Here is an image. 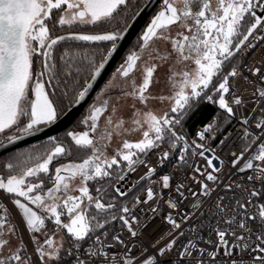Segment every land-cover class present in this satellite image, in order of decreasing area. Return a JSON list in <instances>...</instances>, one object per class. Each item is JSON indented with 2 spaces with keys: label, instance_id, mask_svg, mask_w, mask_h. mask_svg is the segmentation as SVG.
Returning <instances> with one entry per match:
<instances>
[{
  "label": "snow or ice",
  "instance_id": "6c2138e0",
  "mask_svg": "<svg viewBox=\"0 0 264 264\" xmlns=\"http://www.w3.org/2000/svg\"><path fill=\"white\" fill-rule=\"evenodd\" d=\"M158 2L157 10L137 37L138 47L126 54L105 89L101 90L110 94L99 103L94 101L89 105L81 121L87 130L68 132L66 135L71 138V144L49 136L47 141L50 147L41 146L40 151L22 153L14 161L9 158L5 165L8 175H0V197L10 199L22 216L26 230L33 234L31 242L35 243L34 253L37 255L35 264H66V256L74 257L70 264H133L131 257L121 259V256H129L130 249L125 248L123 253L110 252L102 239L110 235L106 230L110 220L117 219L121 221V228L126 226L132 237L138 235L132 228L131 221L137 217L132 215L131 208L105 200L109 195L108 188H114L121 197L126 196L120 187L111 183L113 166H119L123 161L126 162L127 172H134L137 164L145 163L140 159L141 155L146 157L164 144H168L169 149L179 151L181 162L186 163L184 153L187 151L204 158L203 141L215 138L220 121L214 118L196 133L200 143L193 140L190 144L187 134L183 132L185 118L194 103L201 99L218 103L226 111V119L235 116L234 108L224 94H231L229 77L237 75L236 68L223 75L218 83L213 78L241 46L251 45L250 37L264 39V34L256 35L264 29V0H216L215 5L212 0ZM134 7L132 0H0V136L3 141L10 144L55 124L62 113L50 96L66 99L69 92H73L75 104L85 100L93 82L101 76L109 59L118 51V42L129 31L130 20L134 21L140 15L142 9L133 12ZM54 10L59 11V16L50 29L49 21L53 20ZM101 23L112 24V30L101 34L73 31H67L66 35L50 34L57 24L63 29L66 25ZM66 40L103 41L108 42L109 46L99 53L86 51L79 57L66 50L59 57L63 61L60 64L53 59V49L58 42ZM156 41L169 45L170 50L161 52L154 47ZM172 55L176 57L175 64H185V67L177 71L173 65H169L171 94L154 97L148 91L154 73L161 62ZM36 61H39L38 70L33 68ZM189 61L194 67L186 64ZM138 64L141 75L139 84L135 75ZM254 71L258 73L260 69ZM82 73H87V76L83 88L78 90ZM118 77L123 78V84ZM260 80L264 81V76ZM210 93H215L218 101H214ZM256 93L259 95L257 103L264 101V87L257 88ZM128 98L132 99L130 106L134 110V118L130 120L134 127L131 128L125 126L127 122L123 118L113 120L120 101ZM151 99L161 102L169 100L172 103L167 111L157 114L154 110H144ZM137 102L143 108H136ZM232 104L242 108L245 100L234 96ZM105 113H108L107 116ZM249 115H252L255 129L249 131L248 116L241 117L242 136H238L237 140H244V150L239 155L234 154L233 165L251 148L256 139V129H259L264 141V108L252 109ZM102 116L103 127L100 125ZM141 128L144 129L142 138L137 141L124 139L121 147L115 149L116 154L111 157L105 155L114 134L120 136ZM220 143L224 144L225 140ZM74 148L76 152L91 154L78 158V162L69 160L59 164L50 173L49 166L53 160L73 156ZM207 151L214 152V149ZM168 156L169 151H163L160 162ZM254 161L261 163L254 164ZM206 162L213 164L212 159H206ZM245 169L252 170L247 180L255 181L259 187L256 184L236 185L243 195L235 198L234 204L214 202L213 206L220 215L212 228L215 239L210 233L207 240L211 250L197 247L193 244L195 237H192L185 250L179 253L180 257H185L181 264H264V203L259 204L258 211L252 214L248 211L250 207L256 209L254 198L264 200V142L259 143L257 155H250L243 162L240 170ZM120 171L124 174H116L117 183L127 175L123 168ZM196 171L200 169L197 167ZM152 173L153 169L148 168L140 179L150 178ZM41 175L46 176L52 185L46 190ZM217 179L211 171L207 172V180L215 182ZM31 180H36V183ZM161 180L162 187L167 188L170 177L164 175ZM93 181L95 195L90 193L88 187L89 182ZM181 187L183 185L177 187L176 191L183 196ZM225 187L232 188L233 185L226 184ZM203 190L207 196L211 188L203 184ZM72 191H78L79 195H69ZM159 195L151 186L147 187V200ZM115 199L114 195L111 196L112 201ZM143 203L146 201L136 197L133 207ZM168 203L171 208L177 207V202L172 199ZM32 206L47 213V216L39 214ZM64 215H67L69 222L62 221ZM167 219L173 229L180 228L171 215ZM183 219L187 220L188 217L184 216ZM46 220L54 221L57 230H66L69 236L67 246L63 239L55 243L53 236L46 233L42 243L37 239ZM97 230H100L99 234ZM13 236H17V228L9 223L8 210L0 201V264H34L32 254L25 253L26 245L21 238L18 237V246H12ZM113 240L124 244L119 235H114ZM173 244L174 241L160 248V253L171 249ZM154 261V257H149L143 264H154Z\"/></svg>",
  "mask_w": 264,
  "mask_h": 264
},
{
  "label": "built area",
  "instance_id": "2783aa9c",
  "mask_svg": "<svg viewBox=\"0 0 264 264\" xmlns=\"http://www.w3.org/2000/svg\"><path fill=\"white\" fill-rule=\"evenodd\" d=\"M261 34H264V29L256 33V35ZM250 41V46H241L238 52L239 57L244 62L240 66H235L237 75L229 77L231 94H225V99L234 108L235 116L233 118L237 122L235 127L224 138L221 137L219 129L214 139L203 141L205 143L204 158L193 156L191 151H187L184 153L186 163L181 162L179 160V151L169 149L168 144H164L159 149L149 152L146 157L141 155L140 159L144 160L145 163L137 164L134 172H127V168H125L124 171L127 172V175L123 181L116 183V187H120L125 192L138 184H143L136 197H139L142 201H146V203L130 207L132 215L137 217L136 220L131 221L133 230L138 233L136 237L131 236L126 226L124 228L119 227L114 232L107 230L110 232V235L102 237V239L108 246V251L123 253L125 248L130 249L129 256H121V259L131 257L133 258V264H143L149 257L155 258L154 264H181V261L185 257H180L179 253L185 250V246L188 245V241L192 237H195L193 244L197 247H208L211 250V246L207 245V240L210 233L212 234V238L215 239L212 228L215 226L217 218L220 215L213 206L214 202L234 204L235 198L243 195L236 185L249 186L256 184L255 181L249 182L247 180V176L252 174V170L245 169L241 171L240 169L243 167V162L250 155L258 154V145L264 142L262 141L259 129L255 130L256 139L252 143L251 148L237 161L236 165L231 163L234 154L239 155L244 150V140H237L238 136H242L243 120L241 117L248 116L249 131H252L255 129L252 115L256 113L249 115L250 110L264 108V101L257 103L259 95L256 93L257 88L264 87V81L260 80V77L264 76V39L255 40L250 37ZM247 44L248 42H246ZM256 68H259L260 72H255ZM234 96H240L245 100L242 108H238L232 104ZM213 120L214 118L208 123ZM203 127L204 125L196 126L192 136L187 138L190 144L193 140L197 143L201 142L196 133ZM207 135L206 133V137ZM221 140H225V143L221 144ZM207 149H214V152L207 151ZM163 151H169V156L164 158L161 163L160 157ZM206 159H212L213 164L208 165ZM256 163L261 162L254 161V164ZM197 167L200 169L199 172L196 171ZM148 168L153 169V173L150 178L141 180L140 178L144 176ZM209 171L218 177L215 182L207 180V172ZM164 175L170 177L167 188L162 187L161 178ZM203 184H208L211 188L207 196L203 194ZM226 184H232L233 187L226 188ZM180 185H183L180 188L183 196L176 191ZM149 186L153 188L154 192L160 193L159 196H154L152 200H147L146 198V189ZM256 186L259 187V184H256ZM170 199L177 202L176 208L169 206L168 201ZM0 201L9 210L19 232L23 235L27 252L28 254H32L31 259L35 264L37 259V255L34 253L35 245L31 242L30 233L26 230L22 216L7 196L0 197ZM254 203L256 209L254 210L250 207L248 209L250 214L258 211L259 204L264 203V200L254 198ZM194 205L198 206L194 207ZM169 215L180 224L179 229H173L167 219ZM184 216H187L188 219L184 220ZM114 235H119L124 244L121 245L119 242L114 241ZM67 239L69 238L67 237ZM173 241V247L165 249V252L161 254L159 249L164 248L166 244ZM84 247L86 248L87 244ZM66 257V264H70L71 260L74 259V257ZM81 258L84 259L85 257L81 256ZM187 258L191 259V257Z\"/></svg>",
  "mask_w": 264,
  "mask_h": 264
},
{
  "label": "trees",
  "instance_id": "16d2710c",
  "mask_svg": "<svg viewBox=\"0 0 264 264\" xmlns=\"http://www.w3.org/2000/svg\"><path fill=\"white\" fill-rule=\"evenodd\" d=\"M145 2H146V0H132V4L135 5V7L133 8V12H135L136 10H139L140 7ZM158 6H157V8H158ZM157 8L153 11L152 15L157 10ZM121 11H124V9L121 8ZM58 16H59V11L58 10H54L53 20L49 21L50 29L52 28L53 22L55 20H58ZM148 21L146 22V24L148 23ZM121 27H122V25H121ZM112 28H113V25L109 24V23H101V24H98V25H72V26H67L66 25V26H63V29L61 28L60 25L57 24L56 27L54 29H52L50 34L52 36L63 35V34H66L67 31L81 32V33H102L103 31L112 30ZM140 32H141V30L137 33L135 38L132 40V42L130 43L129 47L127 48V51L122 56V58L119 61V63L123 59H125V55L129 51V49H132V47H134V46L138 47L137 37L140 34ZM108 46H109L108 42H90V41H81V40L61 41V42H58V44L53 49V59L55 61H57L58 63L62 64L63 61H60L59 57L61 55H63L66 50L71 55H75V56L79 57V56H82L84 54V52H86V51L88 53H93V52L99 53L100 50L106 49ZM97 59L99 60V55H97ZM243 62H244V60L239 57L238 51L235 52L234 56L229 58V60L224 64L222 72L220 74H217L213 78L214 82L218 83L222 79L223 75H227L229 72H231L233 67L240 66V65L243 64ZM110 75L108 76V78L110 77ZM86 76H87V73H82L81 76L79 77L80 84L78 86V90L83 88V86H84V78ZM107 79H106V81H107ZM210 94L213 95V100L214 101H218L219 97L215 93H210ZM73 95H74L73 92H69V95H68V97L66 99H58L57 96H50V98H52L54 100V102L56 103L58 109L63 114V112H65L74 103ZM195 105L196 106L194 107V109L185 118L184 125H183V132L187 134V138H190L192 136V133H193L194 129L196 128V126L205 125L210 120H212L213 118H215L218 121H220L219 129L221 131V137L222 138H224L230 132V130H232L235 127V125L237 124V122L234 120L233 117H231L229 119H226V115H227L226 111L224 109H221L219 107L218 103H214L213 101H209V100H206V99H201V100H199V102L195 103ZM87 107L79 115V117L75 120V122L66 131H64V132L60 133L59 135L55 136V137H57L58 140H60L61 142L65 143V144H71L72 143L71 138L66 135L68 132H70V131H72V132H81V131H85L86 130V126L83 125L81 123V121H82L83 117L86 114ZM177 131L179 132L180 130L177 129ZM1 142H4L2 136H0V143ZM41 146H49L50 147V145H48L47 139L39 141V142L34 143V144H31L29 146L17 149V150H15V151H13V152H11L9 154H6V155L0 157V175H4V176L8 175V170L6 169L5 165H6V163L9 162V158H12V160L14 161L22 153H26V152H30V151H40V150H42ZM86 155H90V152H84V151L76 152V150L74 148L73 156L66 157V158H57V159L53 160L51 168H50V173L54 172V168L56 166H59V164L67 163V162H69V160H73V161H77L78 162V158H83ZM122 168L123 169L126 168V162L122 161L121 165L113 166V169H112L113 178H112L111 183L115 184V186H116V183H117L116 174L117 173L122 174L123 172L120 171ZM40 179L44 181V190H46L48 187L52 186L46 176L41 175ZM31 182L32 183L36 182V180H31ZM94 185H95L94 181L89 183L91 193L95 194ZM142 186H143V184H138V185L126 190L125 191V193H126L125 197H121V196H119V194L115 193L114 188H108L107 190H108L109 195L105 197V200L107 202H112V203H115V204H118V205L119 204H124V205H126V206H128L130 208L133 205V201L136 198V195L140 191ZM105 187L107 188V184H105ZM113 195L116 197L115 201L111 200V196H113ZM89 211L91 212V209ZM117 211H119V209H117ZM120 214H123V213H120ZM8 216L12 220L14 226L17 228V232L19 234L18 227L15 224V222H14V220H13V218H12L10 212H9V210H8ZM62 218L64 220H66L67 219V215L62 216ZM119 227H121V221H119L118 219L116 221H111L110 220L109 227L106 230L114 232ZM99 233H100V230H97V234H99ZM85 244H87V243H85ZM24 251H25V253H27V248H25ZM66 258L67 257H65V259Z\"/></svg>",
  "mask_w": 264,
  "mask_h": 264
},
{
  "label": "rangeland",
  "instance_id": "374dc122",
  "mask_svg": "<svg viewBox=\"0 0 264 264\" xmlns=\"http://www.w3.org/2000/svg\"><path fill=\"white\" fill-rule=\"evenodd\" d=\"M212 2H213V5H215L216 0H212ZM173 31H175V29H173ZM154 47H158L161 50V52H164L165 50H170V46L169 45H166L162 41H156L154 43ZM135 48L136 47L134 46V47H132V49H129V51L130 50H133ZM238 52H239V50H238ZM125 57H126V55H125ZM175 60H176L175 55H172L171 57H168L166 59V61H162L161 62L160 66L155 71L154 77H153V83L150 85V88L148 90L151 93L152 96L159 97L161 95L167 96V95H170L171 94L170 83L168 81L169 65H173L174 68H175V70H177V71H179L180 69H183L185 67V64H175L174 63ZM123 61H124V59L115 67V69L113 70L112 74L115 72V70L117 69V67L121 63H123ZM186 64L189 67H194V65H192V63L190 61L189 62H186ZM139 69H140V64H138L137 72L135 74L136 75V82H137V84H139L141 82V75H140ZM220 73H218V74H220ZM112 74L107 79V81L102 85V87L99 89V91L96 93V95L94 96V98L91 100L90 104H92L94 101L97 102V103H99L101 100H103L104 98H106L107 95L110 94L107 91L104 92V93H102L101 90L102 89H105V85L111 79ZM118 80L120 81L121 84L124 83L123 78L118 77ZM129 90H130V88H129ZM225 94H224V96H225ZM132 103H133V101H132L131 98H128L126 100L125 99H122L120 101V106H119V109H118L117 113L115 115H113V120H116V119H119V118H123L127 122L126 125H125L126 127H129V128L134 127L130 123V120L132 118H134V116H133V111L134 110L130 106ZM171 103L172 102L169 101V100H164L163 102H161L159 99H151V100L148 101L147 107L144 108V110H154L157 114H162L163 112H165V111H167L169 109ZM89 105L87 107L86 114L88 112ZM196 105L194 103L193 108L191 109V111L194 109V107ZM136 108H143V106L140 103L137 102L136 103ZM107 114L108 113H105V116H107ZM100 125H101V127H103V125H104V116L101 117ZM143 130L144 129H142V128L141 129H136V130L130 131L128 133H123L120 136H116L114 134L113 135V138L109 142L108 148L105 150V155L108 156V157H111L112 155L116 154L115 153V149L121 147L122 142H123L124 139H127L128 141H137V140H139L140 138H142V132H143ZM117 158L118 159H121V161H122V158L121 157L118 156ZM33 183H36V182H33ZM72 186H73V188H75L76 187L75 183H73ZM88 187H89V190H90L89 184H88ZM90 193H91V190H90ZM91 194L92 195H95L94 193H91ZM69 195H79V192L78 191H72V192L69 193ZM34 207H36V206H34ZM38 211H39V213L41 215L47 216V213H45L43 211H40L39 209H38ZM8 219H9V223L11 225H14L9 216H8ZM61 219H62V221L64 223L69 222L68 217H67L66 220H64L63 218H61ZM52 222L53 221L46 220V225H45L44 228L41 229V232L39 234H37V239L42 243L43 242V239L46 238V236H45V233H46L49 236H53V239H54V242L55 243H60L61 240L63 239V241L65 242V246H67V241H68L67 237L69 238V236H68L66 230H64V229L57 230L55 228L54 222L53 223ZM29 233H30V236L33 235L31 232H29ZM18 237L21 238L23 240L24 244L26 245L23 235L20 232H19V234L17 232V236H13L12 246L13 247L18 246ZM34 245H35V243H34Z\"/></svg>",
  "mask_w": 264,
  "mask_h": 264
},
{
  "label": "water",
  "instance_id": "95a60500",
  "mask_svg": "<svg viewBox=\"0 0 264 264\" xmlns=\"http://www.w3.org/2000/svg\"><path fill=\"white\" fill-rule=\"evenodd\" d=\"M159 5L158 0H146V2L140 7V15L134 20H130L129 31L125 33L122 39L118 42V51L109 59L102 70V74L93 82L92 87L89 89L88 95L84 101L80 104H75V102L60 115L59 119L55 124L45 127L41 132L35 133L30 136H25L22 139L15 141L13 143H0V157L9 154L17 149L29 146L31 144L37 143L42 140H46L49 136H57L60 133L66 131L79 117V115L86 109L91 100L94 98L96 93L102 87L108 76L112 73L116 65L121 60L122 56L127 51L132 40L135 38L137 33L144 27L146 22L150 19L153 11ZM81 33V32H78ZM83 34H101V33H83ZM66 35V34H63ZM90 42H103V41H90ZM31 206V205H30ZM34 207V206H32ZM35 210L38 211L36 207ZM39 212V211H38ZM40 214V213H39Z\"/></svg>",
  "mask_w": 264,
  "mask_h": 264
},
{
  "label": "flooded vegetation",
  "instance_id": "af4514ba",
  "mask_svg": "<svg viewBox=\"0 0 264 264\" xmlns=\"http://www.w3.org/2000/svg\"><path fill=\"white\" fill-rule=\"evenodd\" d=\"M33 68H34V70H38L39 69V62L38 61H36L34 63ZM51 165H52V163L50 164V168H51Z\"/></svg>",
  "mask_w": 264,
  "mask_h": 264
}]
</instances>
